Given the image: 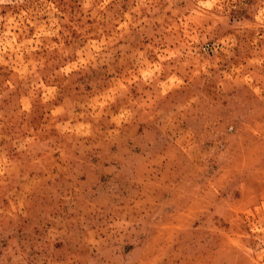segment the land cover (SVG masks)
<instances>
[{
  "label": "rangeland",
  "instance_id": "374dc122",
  "mask_svg": "<svg viewBox=\"0 0 264 264\" xmlns=\"http://www.w3.org/2000/svg\"><path fill=\"white\" fill-rule=\"evenodd\" d=\"M0 264H264V0H0Z\"/></svg>",
  "mask_w": 264,
  "mask_h": 264
}]
</instances>
